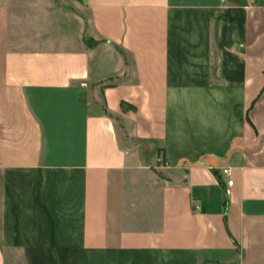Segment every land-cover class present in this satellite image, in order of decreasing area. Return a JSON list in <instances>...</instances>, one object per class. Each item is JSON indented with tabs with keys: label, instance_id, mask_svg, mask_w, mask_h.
I'll return each mask as SVG.
<instances>
[{
	"label": "crops",
	"instance_id": "obj_1",
	"mask_svg": "<svg viewBox=\"0 0 264 264\" xmlns=\"http://www.w3.org/2000/svg\"><path fill=\"white\" fill-rule=\"evenodd\" d=\"M0 219V264H264V0H0Z\"/></svg>",
	"mask_w": 264,
	"mask_h": 264
},
{
	"label": "rangeland",
	"instance_id": "obj_2",
	"mask_svg": "<svg viewBox=\"0 0 264 264\" xmlns=\"http://www.w3.org/2000/svg\"><path fill=\"white\" fill-rule=\"evenodd\" d=\"M54 2L56 3H60V0H54ZM67 12V16H64V20H63V27L65 29L66 33H72L73 29L71 30V27H76L73 23H75L74 21H72V15H71V10H65ZM74 20V19H73ZM142 148L146 149L145 152H147L148 150V145L144 144L142 146ZM150 153V151H149ZM164 164V160H160L158 162V165H163ZM0 226H1V219H0ZM6 260H7V264H24V259H23V255L20 254H6Z\"/></svg>",
	"mask_w": 264,
	"mask_h": 264
},
{
	"label": "built area",
	"instance_id": "obj_3",
	"mask_svg": "<svg viewBox=\"0 0 264 264\" xmlns=\"http://www.w3.org/2000/svg\"><path fill=\"white\" fill-rule=\"evenodd\" d=\"M223 172H224L225 174H228V170H227V169L223 170ZM227 184H228V185H231V184H232V180H228Z\"/></svg>",
	"mask_w": 264,
	"mask_h": 264
}]
</instances>
